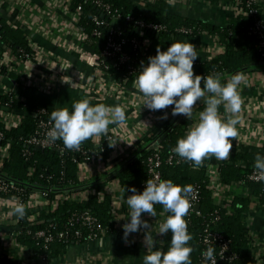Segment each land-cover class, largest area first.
I'll return each mask as SVG.
<instances>
[{"label":"trees","instance_id":"1","mask_svg":"<svg viewBox=\"0 0 264 264\" xmlns=\"http://www.w3.org/2000/svg\"><path fill=\"white\" fill-rule=\"evenodd\" d=\"M111 7L107 11L103 6L97 5L94 0H71L72 10L81 9L80 25L88 34L85 44L90 50L89 54L83 55V59L98 67L100 65V53L105 47L109 36L121 42L123 49L129 55V60L120 65L119 68L110 67V72L116 79L122 80L129 75V66L139 68L141 62H147L149 56L156 54L157 46L161 50H166L169 39L175 36L180 27L192 28L191 35L208 32L216 35L219 42L225 47L223 53L218 54L207 61H194V73L200 75H211L220 73L221 80L224 81L233 73L240 69L264 63L261 58V51L258 46L259 37L251 33V26L256 19L264 23V3L259 1L256 4L248 5V0H241L244 4L246 13L230 19L225 25H217L201 20H193L189 16H184L169 7L170 0H157L156 2H147L141 5L136 0H101ZM254 11V12H251ZM118 13L121 16L113 18ZM94 16L104 21V24L98 26L92 20ZM132 16L134 21L126 19ZM136 20L145 22L160 23L167 27V30L160 32L151 29H145V34L150 38L151 51L142 53L135 48L131 42L134 37L142 39ZM94 28L101 31V35L96 36L91 32ZM0 57L7 47L11 48L17 55L19 49H24L30 54H36V51L30 46L27 31L21 26L10 25L7 19L0 15ZM19 54V53H18ZM114 58L105 60L106 64L112 65ZM0 74L10 78H17L16 72L9 71L7 66H2ZM138 72L129 75L127 84L130 85L136 81ZM14 92H7L0 95V101L3 105L23 112L21 122L17 126L8 128L0 121V131L3 133V139L0 140V147L10 144L8 155L0 164V176L8 177L15 181L27 191L40 190L46 193L49 201L57 198L59 193L72 194L82 191L86 188L94 190L87 199L76 201L72 199H62L58 201L55 208L47 207L37 213V219L31 221L28 217H22L18 223L17 241L26 246L36 260L45 256L47 262L52 263L57 257L66 254L70 245L87 243V229L79 222L69 223V217L74 212H81L90 209L98 217L100 222L108 228V233L113 234L117 230L112 221L111 202L112 197L105 192V184L112 172L105 175H95L87 180L79 176L80 164L86 161V156L101 155L107 159L112 151L111 138L108 134L104 135L99 145L93 137L85 140L79 149L65 148L63 141L55 140L56 146L40 147L27 142V139L35 133L38 121L51 120V113L56 109L46 107L44 114L36 115L34 111L37 106H30L20 99H15ZM171 109L173 106H170ZM168 108L157 110L162 115L151 131L144 136L142 144L138 149L132 152L131 157L122 165L117 167V177L120 180L124 191L135 187L138 191H143L144 183L149 179L147 159L155 151H158L163 158L161 166L162 176L165 179H171L174 183L180 185L199 186V202L197 208L188 212L185 217L188 225V231L192 235L189 244L192 246L191 260L192 264H202L203 244L201 237L205 226L210 230L223 233L226 238L231 240L230 252H236L239 257L232 263L220 259L218 264H255L254 256L251 254L249 246V230L244 222V213L249 209L250 199L241 194L237 189L233 192L230 212L228 208L221 207L213 197L214 188L209 186L205 176L206 165H199L186 161L178 154L172 151L179 138L183 137L193 121L187 119L184 115H172L165 119L164 113ZM53 123V121H52ZM81 150H85L84 155ZM257 153L262 152H237L231 162L221 163L219 167L220 178L223 183L240 187H249L255 194H262L264 200V184L250 181L246 175L254 169V160ZM170 155L179 157L176 163H168L167 158ZM243 161L240 165L236 162ZM206 179V180H205ZM227 195L229 193H226ZM231 194V193H230ZM11 193L4 194L10 197ZM156 212L165 211L163 206L156 204ZM169 213L165 212V219ZM53 224L51 228L47 227ZM49 228V229H48ZM40 229H47L48 233L53 235V240L47 242L44 237H37L35 234ZM68 229L69 237H59V231ZM81 229L83 237L78 239L73 236L74 230ZM171 232L163 234V250L167 251L170 244ZM214 251L217 246L213 245ZM0 264H20L16 257L4 255L0 258ZM210 264V262H209Z\"/></svg>","mask_w":264,"mask_h":264},{"label":"crops","instance_id":"2","mask_svg":"<svg viewBox=\"0 0 264 264\" xmlns=\"http://www.w3.org/2000/svg\"><path fill=\"white\" fill-rule=\"evenodd\" d=\"M174 1L175 5L171 9L179 14L217 25H225L230 19L246 13L241 0ZM260 1L264 3V0ZM65 2L67 0H61V3ZM0 15L10 25L26 29L29 44L36 51L35 58L25 62L19 61L13 52H9V47L3 51L0 64L6 59L8 65L3 66L16 72L18 77L10 78L0 74V95L11 91L17 99L30 106L47 105L56 110H70L74 102L83 98L90 99L93 105H120L125 110L123 123L110 124L105 133L93 137L97 144L104 135L111 136L112 151L109 157L106 160L96 157L82 163L79 170V176L83 180L112 172L106 180L105 189L112 197L111 207L120 226L113 234L97 241L70 245L66 254L61 256L62 262L59 264H142L147 250L144 244L146 231L149 230L157 241V247L163 250L162 235L157 234L162 217L159 212H156V217L142 213V218L149 223V229L141 228L140 231L131 233L126 241L122 226L128 222L130 209L126 197L131 194L123 190L114 170L139 148L144 136L159 122L162 115L157 110L144 106L143 96L135 81L130 85L122 84L120 80L103 73L83 59V55L90 52L85 44L88 38L83 39L79 23L73 20L63 5L59 6L54 0H0ZM177 41L191 42L198 55L195 61L200 62L210 60L225 50L218 37L208 32L198 35L176 34L169 39L168 46ZM78 47L85 50L84 54L77 50ZM238 72L244 73L245 80L238 89L242 103L240 112L235 114L238 119L237 136L229 138L233 147L227 159H217L209 154L202 160L201 163L209 167L212 173L218 170L221 163L231 162L232 156L237 152H264V63L247 66ZM204 99L206 98H202L194 106L190 126L198 121L199 113L205 107ZM219 111L223 117L232 116L223 104ZM22 113L19 110L14 112L5 109L0 102V119L17 120ZM2 153L0 150V163ZM237 189L250 199L249 209L244 213V222L252 240L250 251L255 264H264V200L249 187L231 186L229 193L232 195ZM17 204L0 197V258L9 255L25 262L29 259L28 249L14 235V225L21 219L13 211ZM44 207L41 201L34 206L24 205L23 217L36 220L37 213ZM34 264L47 263L38 259ZM52 264H58V261Z\"/></svg>","mask_w":264,"mask_h":264},{"label":"clouds","instance_id":"3","mask_svg":"<svg viewBox=\"0 0 264 264\" xmlns=\"http://www.w3.org/2000/svg\"><path fill=\"white\" fill-rule=\"evenodd\" d=\"M195 46L191 42H173L166 50L157 46L156 54L149 56L147 62H141L135 81L136 87L144 99V106L150 110L171 109L172 115L193 116L197 102L204 99L205 107L199 113L198 121L179 138L172 151L186 161L199 165L209 154L217 159H227L233 147L232 140L237 136L241 97L239 86L245 80L243 72L231 74L224 82L220 73L200 75L194 73V61L198 58ZM232 114L223 117L219 107ZM53 127L50 138L63 141L67 149H79L83 141L105 133L113 123L125 121V110L120 105L109 106L103 103L93 105L90 99L83 98L72 104L71 109L63 108L51 113ZM163 118H167L164 113ZM254 169L264 175V154L257 153ZM127 191L126 203L130 209L128 222L123 224L124 238L127 241L131 233L148 230L149 223L142 218V213L156 217L155 205L163 206L169 213L160 223L157 234L171 232L167 251L157 247L156 239L146 231L144 244L146 254L142 264H192L193 251L189 241L192 235L188 231L185 217L194 207V189L192 185H180L171 179H147L143 191L135 187ZM14 214L25 215L22 203L14 208ZM202 264H216L214 248L209 247L203 253Z\"/></svg>","mask_w":264,"mask_h":264},{"label":"built area","instance_id":"4","mask_svg":"<svg viewBox=\"0 0 264 264\" xmlns=\"http://www.w3.org/2000/svg\"><path fill=\"white\" fill-rule=\"evenodd\" d=\"M156 1L157 0H136V2L141 4V5H144L147 2H153L154 3ZM259 1L260 0H248L247 4L250 6V5L258 3ZM54 2H57L59 4V6L63 5L65 11H68L70 13L71 17L73 18V20H75L76 22L79 23L78 27H79V30L81 32V35L83 36V39L86 40L88 38V34L84 31V28L80 25V22H79V20L81 18L80 17L81 9L78 7L75 10H72L70 7L71 0H67V2H65V3H61V0H54ZM94 2L97 5L103 6L104 8H106L107 11H111V7L109 4L104 3L101 0H94ZM174 5H175V1L170 0L169 1V7H172ZM251 12H254V11H251ZM117 16H121V14L118 13L113 18H118ZM126 19L130 22L134 21V18L132 16H127ZM92 20L95 21V23L98 26L104 24V21L101 20L97 16H94L92 18ZM135 24L138 26L140 35L144 36V37L142 39H140L138 37H134L131 40V42H132L133 46L135 48L139 49L142 53H147V52L151 51V49H150L151 40L149 37L146 36L145 29H151V30L156 31V32L167 30L166 25L160 24V23H151V22H145L143 20H136ZM176 31L178 34L191 35L193 29L187 28V27H180ZM91 33L93 35H96V36L101 35V31L98 28H94ZM251 33L253 35H256L257 37H259V41L257 44H258L259 49L261 51V58H264V23L262 20L256 19L253 22V25L251 26ZM0 38H1V34H0ZM8 49H10L9 52L11 51L14 53V56L19 61L25 62V61H30L31 59L35 58V54H30L29 52H26L24 49H19V51H17V55L15 54V52L11 48H8ZM77 50L79 52H82L83 54L85 52V50L82 49L81 47H78ZM108 58H114L115 59V61L113 62L112 65L106 64L105 60ZM128 60H129V55L123 49L122 43L115 40L113 36H109L105 47L102 49V51L100 53V65L97 68H98V70L102 71L103 73H106V74H109V75L115 77L110 72V67L112 66L115 68H119L121 64L128 62ZM3 65H8V62L6 59L1 61L0 71H1V67ZM138 70H139V68H137V67L129 66L128 73H129V75H131V74L137 73ZM129 75L124 76L122 78V80H120V82L122 84H127L128 79H129ZM14 98L17 99V96L15 95ZM2 106L5 109H9L10 111L16 112V110L12 109L11 107L5 106L3 104H2ZM168 109H169L168 111H171L170 106H168ZM46 111H47L46 107L37 106L34 113L36 115H38V114L42 115V114L46 113ZM167 116H170V114H168V112H167ZM22 117H23V113L20 115V117H18L17 120H13V121L8 120L7 121V119L6 120L0 119V121L3 122L8 128H10V127L19 125ZM52 127H53L52 121L43 120L41 118L38 121V125H37V128L35 130V133L32 134L27 139V142L30 144L36 145V146H40V147L56 146V141H53L50 138V130ZM109 137L111 138V136H109ZM2 139H3V133H2V131H0V140H2ZM97 145H99V143H97ZM9 147H10L9 143H7L5 146L0 147V150L3 151L2 156H1L2 160L8 155V148ZM81 151L84 155H87V152L85 150H81ZM96 157H102V156L101 155H96V156H88L87 155L85 162H88V161H90ZM178 161H179V157H175L174 155H170L167 158V162L170 164L176 163ZM236 163L243 165L240 162H236ZM162 164H163V158L161 157V155L159 154L158 151H155L152 155H150L148 157L147 165H148V172L150 175L149 179H154L157 176L161 179H165L162 176V172H161ZM219 167H217L218 170L215 173H212L211 170L209 169V167H206L205 168V171H206L205 176H206V179L208 181L209 186L214 188V190H213L214 199L218 202V204L221 207L228 208V210L230 212V205L232 202V196L229 193V191H230L231 186L222 182V180L220 178ZM246 177L252 182L264 184V175H262L261 173H259L255 169L250 171L246 175ZM144 187H145V183H144ZM193 189H194V193H193L194 199L192 200V203H193L194 207L191 208L189 210V212L193 211L196 208V206L199 202V198H200L199 197V191H200L199 186L198 185L193 186ZM93 192H94V190L86 188V189H83L82 191H77V192H74L72 194L59 193L57 198L51 202L47 199L46 193H44L40 190L27 191L24 187L20 186L18 183L9 179L8 177L0 176V197H2L4 199H10L14 202H17L18 204L22 203L23 205H26L27 207L28 206H34L39 201H41L42 204L45 206L44 209L47 207L48 208L52 207V209H53L57 206L59 200L72 199V200H76V201H81V200L87 199L88 196ZM105 192H106V189H105ZM6 193H11L12 195L10 197H5L4 194H6ZM226 193H229V194L227 195ZM258 196L260 197V199H263L262 194H259ZM111 210H112V221L114 222V228H115V230H117L119 228L120 224H119V221L117 220V216H116L114 210L112 209V207H111ZM159 213H160V216L162 217V222H164L165 211H161ZM34 220H35V218L32 221H34ZM75 221L79 222L81 225H83L87 229V241L88 242L97 241V240H99V239H101V238H103L109 234L108 228H106L100 222L98 217H96L91 212L90 209H85L81 212H74L69 217V223L72 224ZM18 223H19V221L14 225L15 237H17V235L19 233L18 232V227H19ZM52 226H53V224L51 223L47 227L51 228ZM35 235L37 237H44V239L47 242H50L53 240V235L51 233H48L47 229H40L36 232ZM58 235H59V237H66V238L69 237L68 229H64V230L59 231ZM73 236L75 238H78V239L82 238L83 237L82 230L81 229L74 230ZM201 242L204 246L203 247V253L209 247H212L213 245L217 246L216 251H214L216 264L219 263L220 259H223V260H226V261L232 263L236 258L239 257V254L236 252H230L227 255L226 254L227 251L228 252L230 251L231 240L229 238H226L223 233H221L219 231H215V230L212 231L207 226H205V228H204V232H203L202 237H201ZM251 242H252V240L249 237V246H251L250 245ZM84 244H86V243H84ZM28 254H29L28 255L29 256L28 261H25V262L22 261V262H20V264H34L37 262V260L32 257V253L29 249H28ZM257 258H259V256ZM40 260H42L43 262H45L47 264H52L53 262L56 263V261H58V264L62 262L61 256L54 259V261L52 263L47 262L46 257L43 255L41 256Z\"/></svg>","mask_w":264,"mask_h":264},{"label":"water","instance_id":"5","mask_svg":"<svg viewBox=\"0 0 264 264\" xmlns=\"http://www.w3.org/2000/svg\"><path fill=\"white\" fill-rule=\"evenodd\" d=\"M115 175H116V173H114ZM196 208H197V206H196Z\"/></svg>","mask_w":264,"mask_h":264}]
</instances>
